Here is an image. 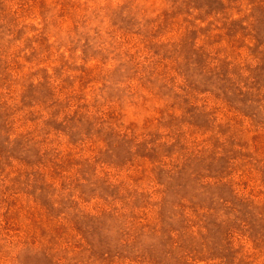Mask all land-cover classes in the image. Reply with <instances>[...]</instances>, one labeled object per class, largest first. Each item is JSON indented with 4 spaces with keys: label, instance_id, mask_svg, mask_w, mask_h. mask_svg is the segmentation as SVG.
I'll use <instances>...</instances> for the list:
<instances>
[{
    "label": "rangeland",
    "instance_id": "1",
    "mask_svg": "<svg viewBox=\"0 0 264 264\" xmlns=\"http://www.w3.org/2000/svg\"><path fill=\"white\" fill-rule=\"evenodd\" d=\"M0 264H264V0H0Z\"/></svg>",
    "mask_w": 264,
    "mask_h": 264
}]
</instances>
